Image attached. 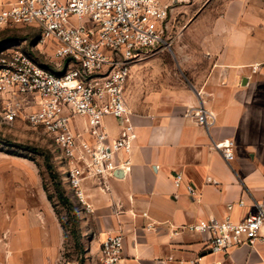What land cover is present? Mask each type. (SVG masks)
Returning a JSON list of instances; mask_svg holds the SVG:
<instances>
[{"label":"crops","instance_id":"0c3cea01","mask_svg":"<svg viewBox=\"0 0 264 264\" xmlns=\"http://www.w3.org/2000/svg\"><path fill=\"white\" fill-rule=\"evenodd\" d=\"M181 37L175 51L184 79L157 74L154 59L132 67L125 91L137 130L131 166L103 185L85 180L93 210L80 213L84 236L99 256L101 239L123 232V264L262 263L264 225L253 244L217 253L209 232L184 226L211 216L239 222L264 203V0H209ZM201 106L214 115L208 126L194 115ZM104 123L119 135L115 118ZM84 126L78 116L74 127ZM224 139L234 142L231 162L214 148ZM29 167L0 158V264H62L66 230Z\"/></svg>","mask_w":264,"mask_h":264},{"label":"built area","instance_id":"2783aa9c","mask_svg":"<svg viewBox=\"0 0 264 264\" xmlns=\"http://www.w3.org/2000/svg\"><path fill=\"white\" fill-rule=\"evenodd\" d=\"M185 1L0 0V29L28 28L35 34L25 39L32 38L29 49L14 42L0 49V93L7 99L3 121L22 118L49 137V145L57 148L62 184L79 214L93 210L85 180L103 185L107 177L131 166L137 130L126 84L134 64L171 47L169 18ZM17 94L29 96L34 105L25 107L15 99ZM194 115L203 126L214 120L202 106ZM78 116L85 118L82 131L74 127ZM109 116L120 126L115 138L104 123ZM214 148L228 162L234 160L232 140L215 142ZM182 179L176 174L175 184ZM188 190L195 194L192 184ZM263 225L264 203L257 202L256 210L239 222L211 216L184 227L209 232V250L217 253L253 244L262 237ZM98 259L99 264H123V232H108L101 239Z\"/></svg>","mask_w":264,"mask_h":264},{"label":"rangeland","instance_id":"374dc122","mask_svg":"<svg viewBox=\"0 0 264 264\" xmlns=\"http://www.w3.org/2000/svg\"><path fill=\"white\" fill-rule=\"evenodd\" d=\"M209 0H191L180 3L176 6L172 17L170 28L173 36L171 47L147 58L158 60L160 66L152 68L170 80L184 79L179 63V57L175 51V46L182 41V33L193 17V15L207 5ZM32 32L28 28L0 29V49L11 42L17 43L29 49L32 38L27 41L26 34ZM33 33V32H32ZM7 42V43H6ZM15 99L25 107H30L33 101L29 96L21 94L15 95ZM6 97L0 93V158H20L31 164L34 172V182L41 181L43 187L53 196V204L56 213L59 215L61 223L65 224L66 239L63 244L61 263L62 264H99L98 256L92 253L88 238L84 236L81 227L80 214L76 209L59 198L58 182L60 179L56 175L59 165L58 157H55L57 148L49 145V137L43 132L36 130L26 123L22 118L13 123H5L1 111L6 104ZM62 173L66 175L65 166L61 165ZM24 168V167H23ZM65 186L73 194L69 182L65 181ZM87 236V235H86Z\"/></svg>","mask_w":264,"mask_h":264},{"label":"trees","instance_id":"16d2710c","mask_svg":"<svg viewBox=\"0 0 264 264\" xmlns=\"http://www.w3.org/2000/svg\"><path fill=\"white\" fill-rule=\"evenodd\" d=\"M28 37H33L35 34H33L32 32H28V34H26ZM27 37V38H28ZM56 175H57V177L60 179V181L58 182V187H60V189H59V198L60 199H62L63 201H64V203H67V204H69L70 206H72L73 207V209L75 208L74 207V205H73V202L71 201V199L69 198V196H68V194H67V192H66V189H65V187L63 186V184H62V180H61V175H60V173L58 172V170H56ZM48 196H49V199L52 201V199H53V196L50 194V193H48ZM52 203H53V201H52ZM54 205V204H53ZM62 224H63V226L65 227V224L62 222Z\"/></svg>","mask_w":264,"mask_h":264}]
</instances>
